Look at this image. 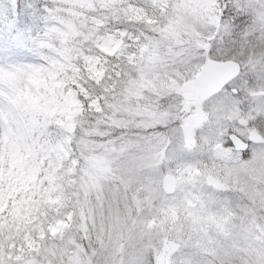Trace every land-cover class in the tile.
<instances>
[{"label": "snow or ice", "instance_id": "snow-or-ice-1", "mask_svg": "<svg viewBox=\"0 0 264 264\" xmlns=\"http://www.w3.org/2000/svg\"><path fill=\"white\" fill-rule=\"evenodd\" d=\"M0 264H264V0H0Z\"/></svg>", "mask_w": 264, "mask_h": 264}]
</instances>
